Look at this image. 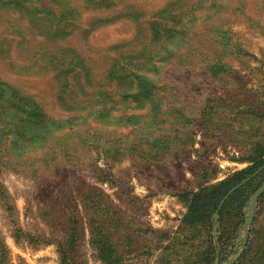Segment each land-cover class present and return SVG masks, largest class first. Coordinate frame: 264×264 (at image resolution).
<instances>
[{
	"label": "rangeland",
	"instance_id": "rangeland-1",
	"mask_svg": "<svg viewBox=\"0 0 264 264\" xmlns=\"http://www.w3.org/2000/svg\"><path fill=\"white\" fill-rule=\"evenodd\" d=\"M263 186L264 0H0V264H264Z\"/></svg>",
	"mask_w": 264,
	"mask_h": 264
},
{
	"label": "trees",
	"instance_id": "trees-1",
	"mask_svg": "<svg viewBox=\"0 0 264 264\" xmlns=\"http://www.w3.org/2000/svg\"><path fill=\"white\" fill-rule=\"evenodd\" d=\"M240 192H241V190L237 191V192H236L237 195H238ZM218 196H219V195H218ZM216 198H217V196L214 197L213 200L211 201V203H210V208L213 207V206L215 205V203L217 204V203L219 202V200H217ZM232 202H233V198L231 199V201L228 200V201L223 205L222 208L226 207L227 204H231ZM210 208H209V209H210ZM201 219H202V218H193L192 220H194V221L197 220V221H198V220H201Z\"/></svg>",
	"mask_w": 264,
	"mask_h": 264
},
{
	"label": "water",
	"instance_id": "water-1",
	"mask_svg": "<svg viewBox=\"0 0 264 264\" xmlns=\"http://www.w3.org/2000/svg\"><path fill=\"white\" fill-rule=\"evenodd\" d=\"M262 192H264V186L258 191V193H256L253 199H256Z\"/></svg>",
	"mask_w": 264,
	"mask_h": 264
}]
</instances>
